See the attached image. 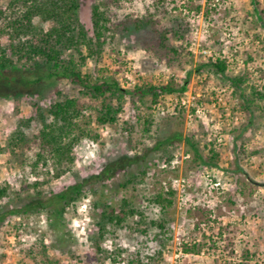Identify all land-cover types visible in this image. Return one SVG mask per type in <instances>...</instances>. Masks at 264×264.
Masks as SVG:
<instances>
[{"label": "rangeland", "instance_id": "1", "mask_svg": "<svg viewBox=\"0 0 264 264\" xmlns=\"http://www.w3.org/2000/svg\"><path fill=\"white\" fill-rule=\"evenodd\" d=\"M100 1L79 0V18L90 36L98 3L112 29L128 18L151 19L153 24L107 33L101 58L89 59L84 73L95 80L114 78L126 91L147 83L173 84L177 92L186 86L187 92L202 95L212 87H228L239 120L224 132L227 145L217 150L215 166L195 163L185 143L171 147L168 164L162 151H151L161 139L182 131L195 136L209 156L214 138L208 126L188 120L186 110L176 113L166 106L174 103V93L160 97L164 108L158 111L150 97L147 105L138 96L127 97L116 123L106 126L97 122L101 100L82 97L80 123L93 135L75 147L77 160L70 172L57 177L53 161L35 166L36 147L0 154V184L10 188V197L0 201V207L20 208L40 193L83 186L81 197L61 218L45 210L9 216L0 227V264H264V99L253 96L257 90L264 93V0ZM23 2L0 0V49L12 42L8 26L25 11ZM192 14L203 18L197 38L218 60L228 62L229 78L249 76L239 92L209 65L212 58L195 61L190 48L192 26L198 21ZM34 24L44 32L52 26L41 20ZM157 36L167 37L178 54L161 59L146 51L143 44ZM9 57L19 68H29L25 61ZM2 86L1 95L14 93ZM22 92L21 97L0 99L3 148L32 112L31 101L47 111L59 93L80 97L69 81L45 83L32 95ZM113 105L118 106L116 100ZM150 118L153 124L145 122ZM40 129L33 123L25 132L32 137ZM160 193L172 204L159 205L155 199ZM113 212L122 222L109 216ZM186 247H195V252L185 253Z\"/></svg>", "mask_w": 264, "mask_h": 264}, {"label": "trees", "instance_id": "2", "mask_svg": "<svg viewBox=\"0 0 264 264\" xmlns=\"http://www.w3.org/2000/svg\"><path fill=\"white\" fill-rule=\"evenodd\" d=\"M23 1L25 11L8 26L14 33L12 42L7 49H0V87L3 85L2 87L11 89L14 93L4 92L2 95L0 94V99L21 97L24 95L22 89L28 92L27 94L32 95L38 92V89L45 83L53 85L60 81H69L73 84L78 89L80 97H64L62 93H59L58 99L50 105L47 111H44L37 102L31 101L32 112L27 119H21L16 131L10 137L7 147L3 148L0 145V154L8 152L9 155H13L16 149L24 150L36 147L38 153L35 166L41 163L45 167L49 161H53L57 167L56 176L59 177L70 172L72 165L76 163L75 147L82 140L93 135L88 126L80 123L85 110V106L81 102L82 97L92 101L101 100L97 122L101 126H106L116 123L117 116L122 111L123 102L127 97L134 99L138 96L145 105H147V98L150 97L151 105L155 106L159 103L160 97L173 94L177 92V89L173 84L155 86L147 83L137 86L133 91H126L114 78L104 77L95 80L94 76L83 72V68L89 59L99 60L101 58L107 33H122L128 31L132 26L135 29H141L145 23L153 24L151 19L143 22L139 19L128 18L112 29L108 25L109 19L98 3L93 9V35L90 36L89 31L79 18V0ZM97 1L101 2L100 0ZM35 20L51 23L52 26L44 32L43 29L34 24ZM15 36L19 39L18 41L27 37H32V39L29 42L17 43L14 40ZM143 48L146 51L161 55V59L178 54V50L171 47L168 38L165 36H157L155 39L145 42ZM9 56L17 57L18 62L25 61L29 68H19ZM209 65L213 66L218 74L229 78L227 72L230 66L227 61L219 59L216 62H210ZM248 77L232 76L229 81L239 92L244 85H247ZM185 90L186 86H183L181 91ZM253 96L259 100L264 99V93L258 90L253 93ZM114 100L117 101L118 106L113 105ZM145 122L153 124L151 118L146 119ZM33 123L40 124L41 129L37 135L29 137L25 129L31 128ZM96 137L98 138L97 135ZM181 143H185L189 148L195 163L209 167L216 165L218 152L214 145L211 146L210 155L207 156L204 147L197 141L196 137L184 136L182 131H178L172 137L161 139L151 151H162L164 156L162 158L170 164L173 159L171 147ZM207 147L209 146L207 145L205 148ZM147 153H150V150ZM146 154L138 158L143 159ZM243 154L245 155L244 152ZM82 187L81 185H74L49 195L40 193L36 199H26L20 208L0 207V227L9 216L34 210H45L51 215L61 218L65 215L67 206L81 197ZM170 194L171 196L174 195L173 192ZM9 197L10 188L0 184V201ZM155 200L163 207H165V203L172 204L171 201L166 200L162 193L158 194ZM103 216L106 217L107 214ZM109 216L115 217L118 222H122V218L117 216L115 212ZM160 227L165 228L164 225H160ZM104 229L103 227L101 231L104 232ZM222 236L223 234L220 233L221 238ZM184 252L192 254L195 252V247H186Z\"/></svg>", "mask_w": 264, "mask_h": 264}, {"label": "built area", "instance_id": "3", "mask_svg": "<svg viewBox=\"0 0 264 264\" xmlns=\"http://www.w3.org/2000/svg\"><path fill=\"white\" fill-rule=\"evenodd\" d=\"M191 17L198 21V25L192 26V35L195 38L192 40L190 48V51L195 56V61L198 62L202 59L210 60V58H212L213 61L216 62L219 58L218 55L215 54L213 50L204 47L203 41L197 38L201 30L199 25L203 22L202 16H195V14H192ZM205 33L208 32L206 31ZM241 67H244V65ZM232 93L233 89L228 87H212L207 89L204 95L194 94L193 92H187L185 90V92L180 91L174 93V99H171L174 103L166 104V106L176 113L186 110L188 120L191 122H201L206 127L208 126L210 128L209 136L211 138L214 137L210 142L213 143L217 151L219 148L227 145L226 140L228 133L225 134L224 132H229L231 128L236 125L240 117V114L234 112L235 108L232 107L229 102ZM163 108L162 102L154 106V109L157 111ZM218 113H221V115ZM175 183H178V180H176Z\"/></svg>", "mask_w": 264, "mask_h": 264}]
</instances>
